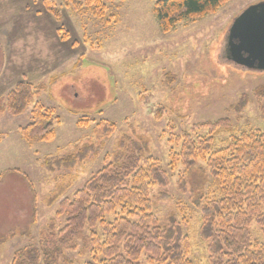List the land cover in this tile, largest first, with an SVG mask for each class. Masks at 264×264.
<instances>
[{
    "label": "rangeland",
    "instance_id": "obj_1",
    "mask_svg": "<svg viewBox=\"0 0 264 264\" xmlns=\"http://www.w3.org/2000/svg\"><path fill=\"white\" fill-rule=\"evenodd\" d=\"M8 1L10 10L19 15L16 32L21 31V25L30 24L26 28L33 34L25 41V57L31 58L43 49V38L51 35L55 22L42 0ZM155 1L105 2L106 16H115L114 22L107 23L89 10L74 14L62 7V0H56L62 16L59 26L69 35L68 42L57 36L63 42L59 52L65 48V59L47 75L29 80L45 86L36 102L58 119L53 126L54 138L43 143L20 137L18 130L30 123L33 104L18 117L0 115V174L8 172L0 179V264H11L16 250L37 245L52 232L51 226L57 235L53 241L63 248L57 264L92 261L91 231L60 235L65 218L57 216L58 204L64 198L71 199L103 167L104 157L113 156L123 136L147 141L150 155L167 173L168 186L156 187L150 195L160 226H166L171 217L179 222L188 220L183 232L191 243L190 258L193 264H208V243L199 237L202 216L192 204L190 189L203 187L206 191L210 171L206 162H198L187 192L182 193L177 182L185 169L170 167L169 151L174 147L168 140L170 135L191 132L197 125L224 118L230 120L235 133L248 127L264 129V100L254 97L255 89L264 85V71L238 67L226 53L235 18L264 0H229L211 15L183 20L168 34L159 29ZM52 78H57L53 84ZM243 96L249 103L236 114L233 108ZM79 121L86 126L80 127ZM101 122L114 126L108 137L98 127ZM194 132L192 137L206 136L205 131ZM227 139V134L218 135L214 146L223 147ZM84 144L100 148L99 153H91L69 170L47 172L41 167L45 158L72 154ZM160 193L169 197L162 198ZM250 231L254 240L264 243L256 225ZM95 232L101 237L100 227ZM139 264H147L145 258Z\"/></svg>",
    "mask_w": 264,
    "mask_h": 264
},
{
    "label": "trees",
    "instance_id": "obj_2",
    "mask_svg": "<svg viewBox=\"0 0 264 264\" xmlns=\"http://www.w3.org/2000/svg\"><path fill=\"white\" fill-rule=\"evenodd\" d=\"M111 1L62 0L61 5L74 14L89 10L94 17L110 23L115 16H106L105 2ZM228 1L156 0L153 11L160 31L168 34L183 20L211 15ZM41 4L57 25L59 39L68 42V33L59 26L62 16L56 0H42ZM55 80L52 78L50 83ZM44 90V84L36 86L23 79L0 97V115L18 117L33 104L30 123L18 130L26 142L48 143L54 138L53 126L58 119L36 102ZM254 97L264 100V85L255 89ZM248 103L247 96H243L233 108L234 113L241 114ZM78 125L86 126L81 121ZM98 127L108 137L114 126L101 122ZM194 130L205 131L206 136L192 137ZM220 134H227L228 139L223 147L216 148L215 138ZM168 143L178 148L169 151L170 167L180 165L185 169L177 182L182 193L187 192L198 162H206L210 171L206 191L203 187L190 189L194 194L192 204L202 216L199 237L208 243V264H264V243L254 240L250 231L254 224L264 237V129L248 127L235 133L230 120L224 118L197 125L191 132L170 135ZM117 147L71 199L64 198L58 204L57 216L65 218L59 234L74 236L85 229L91 231L92 261L88 264H139L142 258L147 264H193L191 243L183 232L188 220L179 222L171 217L166 226H160L152 212L150 195L156 187L168 186V176L150 155L147 141L123 136ZM99 151L93 144H84L72 154L45 158L41 167L47 172L69 170ZM7 173L0 174V179ZM108 217L113 219L107 221ZM97 227L102 230L101 237L95 232ZM50 230L37 245L16 250L11 264H57L63 248L53 241L57 237L53 226Z\"/></svg>",
    "mask_w": 264,
    "mask_h": 264
},
{
    "label": "crops",
    "instance_id": "obj_3",
    "mask_svg": "<svg viewBox=\"0 0 264 264\" xmlns=\"http://www.w3.org/2000/svg\"><path fill=\"white\" fill-rule=\"evenodd\" d=\"M9 5L8 0H0V97L6 95L17 82L23 79L31 80L34 77L47 75L50 68L55 69V66L65 59V48L64 52H59L63 42L60 43L57 38L55 24L50 31L51 35L42 33L45 36L44 44L40 45L43 48L40 53L36 52V55L31 57L34 59L25 57L28 46L25 41L28 35L32 36L33 32L26 28L30 25L26 23L20 26L19 33L16 32L19 15L12 12ZM37 34L40 33L37 32ZM32 60L37 62L32 64L30 63ZM21 63L27 70L21 68ZM28 64L32 67L27 66Z\"/></svg>",
    "mask_w": 264,
    "mask_h": 264
},
{
    "label": "water",
    "instance_id": "obj_4",
    "mask_svg": "<svg viewBox=\"0 0 264 264\" xmlns=\"http://www.w3.org/2000/svg\"><path fill=\"white\" fill-rule=\"evenodd\" d=\"M226 53L238 67L264 71V2L247 7L235 18Z\"/></svg>",
    "mask_w": 264,
    "mask_h": 264
}]
</instances>
